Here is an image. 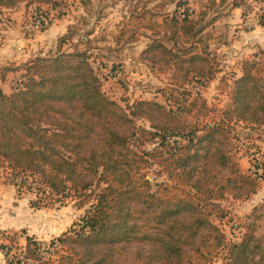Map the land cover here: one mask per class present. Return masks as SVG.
<instances>
[{
	"label": "trees",
	"instance_id": "16d2710c",
	"mask_svg": "<svg viewBox=\"0 0 264 264\" xmlns=\"http://www.w3.org/2000/svg\"><path fill=\"white\" fill-rule=\"evenodd\" d=\"M54 1L0 0V8ZM163 27L147 52L181 78L162 90L164 102L120 105L78 49L31 60L9 94L0 86V177L32 190V207L73 197L85 208L46 246L29 235L15 251L3 244L10 264H211L223 251L225 264H264V202L247 214L238 241L218 222L225 201L248 200L264 181L258 168L242 167L238 130L264 133V67L244 60L240 75L219 79L227 103L209 104L187 87L220 72L208 45L199 47L198 23L174 13ZM154 166L163 180L149 176Z\"/></svg>",
	"mask_w": 264,
	"mask_h": 264
},
{
	"label": "rangeland",
	"instance_id": "374dc122",
	"mask_svg": "<svg viewBox=\"0 0 264 264\" xmlns=\"http://www.w3.org/2000/svg\"><path fill=\"white\" fill-rule=\"evenodd\" d=\"M236 4L240 6L236 7ZM18 7L26 8L25 2ZM29 8L28 19L45 17L51 20L48 27L55 22L60 24L62 20L64 27L61 33H54L56 37L53 40H40L47 41V47L33 52V59L72 53L76 49L86 51L104 93L124 107L138 99L164 102L162 90L171 84H179L177 82L181 78L175 76L173 69L161 63L159 56L147 52L154 38L163 37V19L167 15L188 12L201 30L203 42L199 47L207 44L218 64L220 72L215 80L206 85L197 81L187 85L199 90L209 104L222 106L227 103V96L218 88L219 79L237 74L236 68L241 67L244 60L257 59L264 67V33L255 31L264 0H55L51 4H31ZM7 12L0 8L1 27L10 20ZM24 26L22 31L27 36L40 34L48 28L27 32ZM2 39L0 37V42ZM15 64H1L0 68L6 66L16 70ZM25 67L18 70L10 83L11 88H6L7 92L11 93L27 76L28 68ZM2 71H5V76L9 75V70ZM136 122L139 126H149L142 117L136 118ZM238 130L240 158L250 153L253 170L258 168L264 175V151L260 148L264 133L246 132L242 127ZM258 134L262 137H257ZM149 172L155 180L164 178L158 167L154 166ZM27 189L18 191L6 175L0 177V264H10L11 256L6 255L7 248L3 244L8 246V250L15 251V242L18 241L19 246L24 245L26 235H29L46 246L52 238L71 229L85 212L73 197L52 200L49 206L42 208L32 207L30 201L34 194ZM244 203L245 200L233 199L223 203L228 215L218 222L229 241L240 240L244 232L246 211L249 210ZM260 212L263 216L259 232L264 239V205ZM48 255L49 252L44 253V256ZM225 256L223 251L211 264H225Z\"/></svg>",
	"mask_w": 264,
	"mask_h": 264
},
{
	"label": "crops",
	"instance_id": "0c3cea01",
	"mask_svg": "<svg viewBox=\"0 0 264 264\" xmlns=\"http://www.w3.org/2000/svg\"><path fill=\"white\" fill-rule=\"evenodd\" d=\"M26 6V5H25ZM30 6L24 7H15V8H4V11H8L7 14L10 15L9 19L6 20L4 23L5 27H1L2 23L0 22V37H2V41L0 42V65L1 64H9V62H15L16 64L14 67L16 70H11V68L2 67V69L9 70V75H6L5 79L0 78V86L6 93V88H11V81L13 78H15V75L19 73L20 70H24V66L28 64L31 60H33L34 57H32L33 52H39L42 51L41 49H45L48 44V39H52L56 37L54 33H58L63 30V21H60V24H52L50 27H48L45 31L41 32L40 34H34L32 36H27L22 31V25L26 23L29 17V8ZM259 25V24H258ZM255 31H261L264 33V26L259 25L257 27V30ZM63 33V32H62ZM42 41L40 40H45ZM42 43V44H41ZM43 47V48H42ZM35 49H38V51H35ZM38 53H36L37 55ZM42 55L41 53H39ZM19 70V71H18ZM237 75L241 74V67L236 68ZM13 82V81H12ZM250 129H244V131H248ZM260 148L262 149V152L264 151V141L261 142ZM242 152H240L241 157ZM250 154V153H249ZM248 155H245L242 159L240 158V163L244 169L252 168V165L250 164V157ZM245 163V164H244ZM14 185V184H13ZM264 201V183L260 187V189L253 194L248 200H245L246 205H248V209L246 213H250L254 206L258 205L260 202ZM244 203V204H245ZM245 207V206H244Z\"/></svg>",
	"mask_w": 264,
	"mask_h": 264
},
{
	"label": "built area",
	"instance_id": "2783aa9c",
	"mask_svg": "<svg viewBox=\"0 0 264 264\" xmlns=\"http://www.w3.org/2000/svg\"><path fill=\"white\" fill-rule=\"evenodd\" d=\"M42 16V15H41ZM50 19L48 20L45 17L41 18H34V20L28 19L26 21V24L24 28L27 32L31 31H42L45 27H48L50 25Z\"/></svg>",
	"mask_w": 264,
	"mask_h": 264
}]
</instances>
